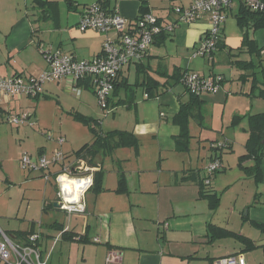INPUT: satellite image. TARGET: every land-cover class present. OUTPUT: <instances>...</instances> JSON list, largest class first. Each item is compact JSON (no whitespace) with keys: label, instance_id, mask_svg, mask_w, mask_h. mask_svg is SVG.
<instances>
[{"label":"crops","instance_id":"1","mask_svg":"<svg viewBox=\"0 0 264 264\" xmlns=\"http://www.w3.org/2000/svg\"><path fill=\"white\" fill-rule=\"evenodd\" d=\"M43 1L56 4L55 7L45 8L51 10L49 17L44 16L43 11L45 9L38 7L35 0H0V34L4 33L6 37L4 41L6 50L4 53L1 50V77L22 76L29 79L39 76L48 66L43 53L44 49L53 51L56 49V51L59 50L74 56L77 60H91L102 54L104 43L108 37H113L96 31L81 32L79 30L78 24L84 10L82 8L88 6L89 3L84 2L81 5L75 1L77 5H72L68 10V13H75L74 16L68 15L69 18L63 20L61 11L57 9L58 0ZM100 1L108 10H117L129 23L134 24L140 15L143 3L147 6L150 14L152 13L166 22L175 19L172 11L174 7L189 6L195 0H164V5L159 14H155L152 10L150 0H97V3ZM186 1L189 3L185 4ZM7 2L14 3V10L16 11L15 16L10 19H7L4 12H1V6ZM234 9L235 6L228 14ZM237 12L238 10L236 14ZM1 20H6L5 24H2L4 21ZM34 20L40 25H36ZM49 23L55 30H58L59 34L56 41H52L50 35L48 36L49 39L46 37L49 31L44 26ZM6 26H8V31ZM186 26V29L182 26L181 29L175 31L168 40L174 41L179 33L185 31L187 51L192 52V48L195 49L198 46L209 30L210 22L207 17H204L194 24ZM225 26L226 24L223 29L224 44L219 48V50L224 51L227 50L228 46ZM258 32L263 31L259 30ZM12 37L13 40H10ZM254 40L259 44L258 39ZM31 43H35L33 48H30ZM154 46L159 45L153 44L145 60L138 63L143 68L141 73L137 71L138 64H133L123 70L118 82L121 88L112 95L113 97L119 96L118 102L134 100L135 94L130 88L131 83L129 81V73L132 67L135 69V84H137L138 74L141 75V78L145 77L144 71L146 69L149 71V75L157 80L161 79H158L160 77L158 72L160 71L171 74L167 63L168 53H157L153 51ZM184 51L179 49L178 55H183ZM232 54L230 52V56ZM239 57L250 61L248 55L241 54ZM254 58L252 59L255 61ZM177 69L181 72L194 70L191 65L187 68L180 66ZM259 70L257 68L254 71ZM223 74L226 80V75ZM251 74L248 73L247 76H251ZM253 79L249 78L247 81L240 79L239 81L247 82L245 84L247 86L251 83L252 89ZM235 80L237 81V78ZM163 81V79L160 80V82ZM61 82L65 86L72 87L70 81ZM61 82L57 84L61 85ZM126 83L128 84L126 85ZM44 84L41 88V94L47 92V88L52 89L48 85L45 89ZM227 88L228 86L223 83L226 94L220 90L215 95H202L204 104H209L214 109L216 103H223L224 98L226 100L235 92L233 89L228 92ZM176 89L177 87L161 97L159 123H146L138 132L126 131L133 132L138 140H140L139 134L147 131L151 134L157 133L159 136L163 126H168V122L173 121V117L180 110L181 103L188 101L189 95L184 88L178 92L175 91ZM87 91L93 93L90 90ZM123 91L125 92V99L122 98ZM235 93L237 95L247 94L244 86H240V89ZM41 94L38 98L41 97ZM148 97H150L149 93L144 87V100L147 101ZM252 97L257 96L253 94ZM27 98L30 97L20 96L1 100L0 114L7 112L5 106L11 107L12 111L14 108L12 106L15 103H21L23 99ZM263 112L264 100L262 99L252 101L250 108L245 106L237 108L232 111V114L234 116L236 114L248 116ZM22 113L24 112L17 113V115ZM143 121L146 120L143 119ZM246 121L241 123L239 130L233 135L224 134V127L227 125H223L220 131L213 129L211 137H207L203 141L200 131L198 140L202 142L205 151L207 150L206 164L199 163L203 159L201 154H198V157L191 155V145L195 139L191 132L190 150L184 154L178 153L180 155L178 156L179 164H168V160L157 162L155 169L151 170H146L144 164H136L134 167L125 168L123 171L121 167H117L116 179L111 182L106 180L103 164H98L99 167L96 170L102 169L104 172L103 188L101 191L90 189L85 194L86 212L84 214L72 215L70 220L68 219L67 226L60 223L59 219H55L46 225L48 227L47 234L42 231L44 224L35 221H32L26 230L12 231L10 234L14 235L17 232L31 230L38 233L40 235L38 248L42 253V259L48 264H220L222 259L240 256L245 259L246 264H264V231L260 228L261 225H264V161L260 164L261 179L259 181L239 166V158L246 154V144L249 139V124ZM196 123L202 127L198 122ZM225 139L231 143V148L222 154V170L211 178L212 188L220 198L219 206L212 209L210 200L201 197L200 183L208 176L207 166L213 160L211 144L217 141L222 142ZM76 151H67V154L73 155ZM45 152L41 150L39 155L41 156ZM47 153H49L48 150ZM141 161L142 159L140 163ZM254 165V160H248L243 164L246 168ZM56 167L52 166L49 170L37 171V173L41 177H44L46 173L54 175L60 169L59 167L56 169ZM150 171L153 173L157 171L154 178L146 175ZM121 173H124L126 178L127 192L124 193L117 192ZM56 189L54 207L58 203L57 186ZM88 193L93 194L89 196ZM48 200H45L43 213H46L51 207L52 201L48 202ZM55 209L67 215L60 207H55ZM73 216L78 217L77 219L84 217L82 230L72 228L71 219ZM209 225L244 236L251 240L256 248L247 250L242 243L233 238L212 240L208 235ZM53 231L56 232V236L52 234ZM17 240L21 244L26 242ZM108 258H112V261L108 262ZM0 264L6 263L0 262Z\"/></svg>","mask_w":264,"mask_h":264},{"label":"rangeland","instance_id":"2","mask_svg":"<svg viewBox=\"0 0 264 264\" xmlns=\"http://www.w3.org/2000/svg\"><path fill=\"white\" fill-rule=\"evenodd\" d=\"M69 1L70 0H58L57 9L61 11L63 20L69 18L67 17L68 15L74 16L75 13H68V10H70L72 5H77L75 1L81 3V5H83L82 3L84 2L89 3L88 6L97 4V0ZM163 1L164 0H150L151 8L155 14L161 12V8L164 5ZM187 1L184 3L188 4L189 2ZM13 4L12 2H7L1 6V12H4L7 19H10L16 14ZM239 5V2L235 3V9L228 14L227 21L225 22L228 44L226 51L222 49L219 50L218 48L211 57H194L193 55L196 48H192V52L187 51L185 31L179 33L177 37L175 36L176 38L174 41L167 40L162 45L153 47V51L157 53H168L167 63L171 74L180 66H182V68H187L190 65L191 68L194 69V74L204 78H210L215 75L225 77L224 74L222 75V73H225L226 80L224 79V83L228 86V92H230L231 89L236 92L240 89V86H244V90L247 93L237 95L233 92L229 98L226 100L224 98L223 103H216L214 109L209 104L205 105L203 127H200L195 121L190 122V132L195 136L191 145V155L198 157V154H201L203 159H200V164L207 162V150L205 151L202 142L198 140L200 131L202 132L203 141L207 137H211L214 130L220 131L223 125H227L224 127L223 133L226 135H233L234 132L239 130L238 128H240L244 120H247L246 122L248 124V119H244L239 125L233 127L232 121L235 116L232 114V111L244 106L250 108L252 101L262 100L259 99L260 97H252L256 91L253 92L251 89V83L247 86L245 85L247 82L239 81L242 74L247 75L248 73H252V71L241 70L235 61L236 57L230 56V52L236 54L244 45L243 31L238 25L235 16ZM85 7L81 8L84 9ZM185 7H188V5ZM34 19L36 18L34 17ZM34 21L36 25H40L36 20ZM5 22L6 20L2 24H5ZM8 26H6V30ZM182 26L184 29L187 28L186 24H182L176 31L181 29ZM44 27L49 31L46 37L48 39L51 37L52 41H56L59 34L58 30H55L50 23ZM262 31L263 32L257 33V31L249 30V38L258 39L259 47L261 48L263 46L261 48V63L259 61L260 56L256 53L254 56L257 65L256 69H260L256 73L257 78L260 80L263 79L262 71H264V29ZM5 39V34H0V60L2 59L1 50L3 53L4 50H6L4 47ZM10 40H13V37L10 38ZM34 44L35 43H31L30 48H33L35 46ZM179 49L183 51L186 49V51L183 52V55H178ZM159 78L160 77H158V79ZM235 78H237V81ZM135 80V69L132 67L129 73V81L131 83L130 88L135 94L134 100L114 107L113 104L118 102L119 96H111L108 110H104L100 106L99 100L94 93L81 87V97H77L72 92V87L65 86L62 82L60 83L61 85H58L56 82L44 84L45 89L51 86L53 90L47 88V92H43L41 97L37 99L27 98L23 99L21 103H15L12 106L14 107L12 111L10 109L11 107L8 108L5 106L7 112L0 114V228L4 232L11 235L10 232L12 231L26 230L32 221L40 224L43 223L44 227L42 231L46 234L48 233V227L46 225L52 223L55 219H59L60 223L67 226L69 216L58 211L54 207V200L57 192L54 179L51 177V181L47 182L46 178L41 177L37 171L24 170L21 160L25 155H28L32 158L34 163H37L42 156L51 159L57 150L62 151L66 155H71L67 154V151H76L85 143L91 142L93 135L90 126L85 124L82 120L77 119L75 117L76 115L89 119L90 124L95 126L101 133L115 130H133L134 132H138L146 123H159V102L163 95L160 96L159 99L153 98L147 101L144 100V87L136 86ZM182 88L183 87L179 85L175 91L178 92L183 90ZM221 91L226 94V89H223V85ZM124 96L125 92L123 91V99H125ZM22 111L33 114L32 121L36 123V126L21 125L17 127L8 122L11 115L15 116ZM170 115L171 114H169V116ZM236 116H242V114H236ZM143 119L146 121H143ZM167 125L168 126H163L159 136H157V133L151 134L148 133V131L139 134L140 147L138 153L131 148H121L114 151L109 156H98L96 163L99 165L103 164L107 182L116 179L117 167H121L123 171L125 168H132L136 164H144L146 170H151L155 169L157 162H166L168 160V164H179L178 156L180 155L175 151V148L176 136L180 133V127L173 121L168 122ZM61 137L65 138L63 146L58 144V139ZM41 150L46 152L40 156L39 152ZM47 150L49 153H47ZM141 159L142 161L140 163ZM56 169H58V167H56ZM162 169L164 170V168ZM156 173L157 171L155 173L150 171L146 173V175L154 178ZM167 192L170 193L169 191ZM88 194L90 196L93 193ZM46 199H50L48 202L52 201L51 207L46 213H43V206L45 205ZM77 218L76 216L72 217L71 226L74 229L76 228V230H82L85 221L84 217ZM52 234L55 236L57 235L55 231H53ZM13 241L15 244L22 246L21 242L17 239H13Z\"/></svg>","mask_w":264,"mask_h":264},{"label":"built area","instance_id":"3","mask_svg":"<svg viewBox=\"0 0 264 264\" xmlns=\"http://www.w3.org/2000/svg\"><path fill=\"white\" fill-rule=\"evenodd\" d=\"M239 2L250 10L264 13V0H195L188 6H176L173 8L175 19L159 23L152 14H146L135 24L121 16L117 10H108L102 3L86 6L83 10L78 28L81 32L96 31L108 37L104 43L102 54L91 60H77L74 56L61 51L51 49L43 50L47 61V69L36 77L25 79L22 76H0V101L20 96L30 98L38 97L42 91V85L48 82L59 83L70 81L72 92L81 96L80 84L87 81L100 106L108 110L109 101L115 91L123 70L133 64L145 60L156 38L162 33H172L180 25H191L207 17L210 28L205 33L196 47L194 57H211L218 49L223 26L228 12ZM224 78L215 75L204 78L186 73L182 79L186 89L197 96L215 95L223 85ZM33 114L24 112L10 116L8 122L14 126H36L32 121ZM65 138H59L58 144L63 146ZM219 146L224 147L222 143ZM21 164L24 170L46 171L50 167L60 169L54 175L46 173L47 182L54 179L58 188V205L69 216L84 214L86 204L85 194L92 188L93 175L96 169L90 168L83 161H71L62 151L57 150L51 159L40 157L37 163L25 155ZM222 163L214 159L207 166V173L211 177L222 170ZM209 181H207V184ZM40 235L35 233L30 236V243L24 246L15 244L10 236L0 228V262L6 264H48L42 259V253L37 246ZM98 242V240H95ZM112 258H108L111 262ZM220 264H246L245 259L229 257L222 259Z\"/></svg>","mask_w":264,"mask_h":264},{"label":"trees","instance_id":"4","mask_svg":"<svg viewBox=\"0 0 264 264\" xmlns=\"http://www.w3.org/2000/svg\"><path fill=\"white\" fill-rule=\"evenodd\" d=\"M37 6L42 8L48 7H55V3H50L43 0H35ZM101 3V1H100ZM45 13V17H49L51 10L45 9L43 11ZM148 8L145 3L142 4L140 15L138 16L137 21L143 18L146 14H148ZM228 16V15H227ZM237 19L238 25L241 27L243 31V47L240 48V51L236 54H232V56L239 58L236 59V63L241 70L245 71H252L251 76H247L243 74L240 79L243 81L249 80V78L253 79L252 90L253 92L256 91L255 96L260 97L264 100V71L263 72V79L260 80L257 78V72L254 71L256 69L255 61L252 59L255 56V53L258 54L260 57L259 61L261 63V48H259L258 44L254 39L249 38V30L258 31L264 29V13L250 10L245 5H239L238 12L235 15ZM158 22H163L162 19L157 18ZM227 20V19H226ZM135 24V23H134ZM225 25V24H224ZM224 29V26H223ZM176 31V30H175ZM174 31V32H175ZM174 32L172 33H165L162 32L155 40L154 44L162 45L165 41L170 38ZM224 44L223 38V30L221 33L220 43L218 48H221ZM248 55L250 57V61L243 60L239 56L240 55ZM139 65V64H138ZM145 68V67H144ZM142 67L139 65L137 67L138 73L142 72ZM146 69V68H145ZM193 72L189 70L180 71L176 69L172 74H168L167 72H158L163 82L153 78L149 75V71L146 69L144 71L145 77L141 78V75H137V84L136 86H142L146 88V91L149 93L148 100L151 98H159L160 96L164 95L167 92L172 91L177 86L181 85L185 92L189 95L188 101L181 103L179 112L173 117V122L180 127V133L176 136V148L175 151L181 154L187 153L190 150V142L192 139L189 125L192 120H195L203 127V119H204V100L202 96H197L190 93L186 87L182 83V79L186 73ZM224 78V77H223ZM224 83V81H223ZM128 83H126L127 85ZM81 87H84L87 90L93 92L92 87L90 84L85 81L80 84ZM121 88V85H116L114 94L117 93ZM94 93V92H93ZM35 97L34 99H37ZM126 101H119L113 104L114 107H117L119 104H125ZM77 119L82 120L85 124L90 126V130L92 132L93 138L91 142L82 146L79 150H77L73 155L67 156V158L71 161H83L86 163L87 166L90 168L97 169L98 163H96V159L98 156H109L114 151L121 149V148H131L139 152V140L131 131L126 130H115L107 133H101L97 130L95 126L90 124L89 119L76 115ZM248 119L249 124V139L246 144V154L239 158V166L245 170L246 173L249 175H253L257 181L261 179V170L260 164L264 161V112L255 114V115H248V116H235L232 121V126L239 125L244 119ZM99 122V121H98ZM222 143L224 147L219 146ZM231 148V143L226 139L224 141H217L211 144V150L213 152V160L218 159L221 162L222 154ZM248 160H254L255 165L250 168H246L243 164ZM222 163V162H221ZM212 176L209 175L205 177L202 182L200 183L201 186V197L207 198L210 200V205L212 209H216L219 206L220 198L216 191L212 188ZM104 179V172L102 169L96 170L93 175V186L92 190L101 191L102 184ZM207 181L209 183L207 184ZM117 192L124 193L127 192V185H126V178L124 173L120 174L119 179V187ZM260 228L264 231V225H261ZM8 234V233H7ZM35 234L33 230L31 231H24V232H17L16 234L9 235L12 239H20L21 241H26L25 244L22 243V246L27 245L30 243V236ZM208 235L210 239L217 240V239H227L233 238L242 243L247 250H251L256 248L255 244L249 240L248 238L238 235L234 232L228 231L223 228L216 227L214 225H209L208 227ZM40 240L37 241V246ZM14 242V241H13Z\"/></svg>","mask_w":264,"mask_h":264},{"label":"water","instance_id":"5","mask_svg":"<svg viewBox=\"0 0 264 264\" xmlns=\"http://www.w3.org/2000/svg\"><path fill=\"white\" fill-rule=\"evenodd\" d=\"M55 207H57V208L59 207L58 203L55 204Z\"/></svg>","mask_w":264,"mask_h":264}]
</instances>
